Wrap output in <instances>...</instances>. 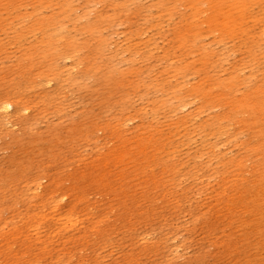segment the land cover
I'll return each mask as SVG.
<instances>
[{
  "label": "rangeland",
  "instance_id": "374dc122",
  "mask_svg": "<svg viewBox=\"0 0 264 264\" xmlns=\"http://www.w3.org/2000/svg\"><path fill=\"white\" fill-rule=\"evenodd\" d=\"M158 1L160 0H0V100H15L19 110L15 118H10L12 124L9 123L7 127L4 114L0 113V122L5 121V125L0 123V131L6 128V131L0 132V190H2L0 193H3L0 194L2 202L0 204V208H2V210L0 209L2 212H0V221H2L0 222V229L2 230H0V239L2 238L0 240L1 263L4 264L6 259L8 262H5L6 264H9L10 261L12 264L14 261L13 255L17 250L20 253L27 251L25 254L27 253L28 256L24 254L25 257L21 261L31 260L28 264H31V262L32 264H45L47 261V264H51V262H53L52 264H83L84 262H87L86 264H93V262L94 264H113L115 262V264H129L130 256L132 262L130 264H239L240 261H242L240 264H264V114L247 115L242 110H230L231 106L235 104L233 100L239 98L242 93L248 92L255 83L259 84L258 86H261L264 91V0H248L243 15L239 18L238 12L233 13L236 20L228 27L214 25L213 23L218 29L217 33H210V27L204 22L206 15L216 13L217 8L207 9V5L202 4L201 11L204 9H207V11L200 12L201 16L198 17V20L195 19L201 31L197 37L186 32V24L190 20L189 14L191 12L189 4H186L188 0H162V3ZM217 3L219 9H226L228 0H217ZM224 17L227 16L218 13L217 20L220 24ZM203 54L208 55L207 64L202 61ZM186 64H190V66H186ZM230 72L239 74L240 83H238L237 89L233 93H227L221 98L224 101L221 107L211 108L206 106L200 108L197 99L193 102L186 100L182 103L177 95L187 94L186 91L189 90L190 85L193 86L200 78L207 79L208 77H210V81H207V84H210L213 92L221 94L218 83ZM22 116L23 119L25 118L24 120ZM113 124L115 125L113 126ZM105 134L109 136H104ZM149 137L152 138V142L149 143L152 147L148 148V153L150 154L151 149L155 146L159 147V151L155 156L156 162L142 161L144 166L146 165L142 173H147L150 178H147V182L144 180L147 176H143L142 173L139 174V167L134 166L136 168H133L132 163L134 162H130V159L134 158L133 155L124 171L123 162L121 164L110 161L111 155L109 154L115 148L117 149V146L122 143L135 146V143L137 144L135 138L148 139ZM97 142L100 144H97ZM66 146L67 148H65ZM92 149L95 151L93 152ZM101 155L105 159L102 160ZM83 156L85 157L82 158ZM93 156L98 157L99 160ZM107 161L110 164L104 169L103 165ZM78 162L81 164H78ZM114 165L116 167L112 168ZM62 167L65 168L62 169ZM92 168L94 171L91 170ZM96 168H100V170ZM149 168L151 169L149 170ZM131 169L137 171L132 172ZM101 171L109 174L104 178V181H100L99 178L104 175ZM119 171L122 173L127 172V174L130 172L131 174L128 175L131 178L127 176L128 179L125 178L120 181L117 176ZM42 172L45 173L47 179L40 178ZM149 173L150 175H148ZM60 175L63 179L59 177ZM94 176L96 179L93 178ZM152 176L155 180L157 179L154 185L151 181ZM30 177L32 178L25 180ZM50 178L53 179V182H48L51 180ZM37 181L41 182L39 190L35 188ZM122 181L123 183H121ZM124 181H129L131 184ZM114 182L115 184H112ZM148 182L150 186L147 185ZM161 183L162 185H160ZM84 184L86 185L84 186ZM72 185L76 187L73 188ZM126 185H128V188H126ZM162 186L165 187L162 188ZM174 186L176 188H173ZM153 188L156 190L154 191ZM52 190H56L55 194H51ZM104 190L107 191L108 195ZM120 191L122 192L120 193ZM38 192L40 193L38 194ZM124 192L127 193V196ZM167 192H169L168 196ZM100 193L101 195H99ZM9 195L12 197H8ZM30 195L32 197H29ZM234 195L236 196L234 197ZM119 196L124 197L120 198ZM5 197L6 199H3ZM20 197L24 198L21 199ZM164 197L167 198L164 199ZM169 197H173V199ZM193 197L197 202L194 201ZM88 198L91 201L87 200ZM124 198L126 200H123ZM82 199L84 200L82 201ZM181 200L182 202H180ZM25 201L28 202V206H26ZM49 201L53 202L50 203ZM55 201H58L59 204L58 212H61V210L65 212L71 205L76 206L74 217L84 218H82L84 226H77L80 232L76 228L74 230L70 227L65 228L61 222L60 224L59 222H57L58 224L55 223V219L52 221L47 219L43 221H46L47 224H42V227H46L47 230L46 228L45 230L42 227L39 228L42 233L31 228V221L28 222L29 225L21 219L24 216H31L37 211L49 214L50 207L53 206ZM160 201H165V203ZM172 201L176 202L173 203ZM34 202L36 203L31 204ZM45 202L46 204L43 207L42 204ZM133 202L136 206H133ZM148 202L152 203L153 206ZM10 203L12 207H10ZM109 203L110 206L112 205L111 207L108 206ZM174 204L179 205L178 208ZM38 206L41 208L39 209ZM21 207H23V210H20ZM145 208H148L150 212ZM111 209L112 212L114 211L113 214L110 211ZM86 210H88V213L83 214V211ZM167 210L172 214L169 215ZM174 210L175 212H173ZM180 211L181 213H179ZM130 212L135 216H132ZM145 212L149 213L145 214ZM120 215H125V218H121ZM49 216L55 218L51 213ZM16 217H19V220ZM104 218L107 220H104ZM145 219L148 220L144 221ZM94 220L97 221L95 226V229L98 228L97 230H91L94 228L92 225ZM139 221L140 223H138ZM10 222L11 225L8 224ZM101 222L105 223L106 226ZM166 222L169 224H166ZM88 223L90 224L88 225ZM14 225H19L18 227L24 225L21 229L28 226V230L24 228L23 232L19 234L21 236L8 235V230ZM177 225L185 227H182V229ZM110 226L113 227L112 231L110 230L111 232H109ZM174 226L177 228H174ZM84 227L90 230H84ZM153 228L154 230H152ZM4 229L6 234H4ZM156 229H159V232ZM191 231L194 233H191ZM29 232L35 236H30ZM94 232L95 234H93ZM25 233L30 235L26 237ZM39 233L43 234L45 238ZM53 233L54 235L57 233V235L54 236ZM37 235L39 238H35ZM160 235L163 237L161 238ZM49 236H53L52 239ZM98 237L101 238L97 241ZM112 238L113 240H111ZM150 238L151 241H149ZM181 238L182 240L185 239L183 241L186 243L185 245L182 243ZM31 239H36L37 244L34 241L31 242ZM39 239L46 242L49 240V243L45 242L46 247L40 242L41 245H39ZM163 239L164 241L166 239V241L163 242ZM177 239L180 241L178 242ZM1 241L3 242L1 243ZM91 241L95 242L92 243ZM108 241L109 244H105ZM110 242L112 243L110 244ZM4 243L6 246H4ZM138 243L140 244L138 245ZM228 243L233 246L231 247ZM28 244H31V247ZM86 244L89 246L87 247ZM94 244L98 246L96 247ZM223 244L227 245L224 246ZM18 245L20 246L18 247ZM24 245L28 247L26 248ZM61 245L64 246L63 249ZM66 245L70 247L66 248ZM112 245L113 247H111ZM149 245L150 247L154 245L152 246L153 249L151 248L152 250ZM169 245L171 248L173 247L174 251ZM39 246L40 248H38ZM90 246L93 247L90 248ZM43 247L46 248L43 253L37 251L38 249H41L40 251L44 250ZM52 247H56L55 250L60 252L57 253ZM83 247L85 249H82ZM7 248H10V250ZM51 249L54 252H51ZM203 249L205 253H203ZM76 250L77 252H75ZM100 250L101 252H99ZM153 250H156L157 253H152ZM159 251L161 252L158 253ZM48 252L53 254L50 255ZM173 252L177 254L176 256L173 254L176 258L172 255ZM3 253L7 254L8 258L4 257ZM20 253L17 252L16 254L20 255ZM74 253H77V255ZM151 254L153 255L151 256ZM34 255L37 256V259L42 256L41 260H37ZM49 255L51 261L48 259L50 258ZM57 257L68 260L64 262L65 260L59 259V261L61 260L60 263L54 262ZM164 257L165 259H163ZM90 258L95 259V261ZM87 259L90 260L87 261ZM235 259H239V262ZM70 260L73 261L69 263Z\"/></svg>",
  "mask_w": 264,
  "mask_h": 264
},
{
  "label": "bare ground",
  "instance_id": "6f19581e",
  "mask_svg": "<svg viewBox=\"0 0 264 264\" xmlns=\"http://www.w3.org/2000/svg\"><path fill=\"white\" fill-rule=\"evenodd\" d=\"M248 0H228V3H227V8L226 9H223V8H220L219 9V5H218V3H217V0H188L187 2H186V4H189V7H190V9H191V12H190V14H189V18H190V20H189V22L186 24V26H187V28H186V32L187 33H189V34H191V35H193V36H195V37H197V36H199V34H200V29H199V27H198V23L195 21V19H197L198 20V17L199 16H201L200 15V12H202V13H204V12H206L207 11V9H210V8H217V12L216 13H210V14H208V15H206V18H205V20H204V22H205V24H207V26H209L210 27V29H209V32L210 33H217V31H218V29H217V27L216 26H214V25H222L223 27H228V26H230L231 25V23H234L235 22V17H234V15H233V13H236V12H238L237 13V15H238V17L240 18L242 15H243V12H244V9L246 8V2H247ZM159 3H162V0H160V1H158ZM202 4H206L207 5V9H204V10H202L201 11V5ZM201 8V9H200ZM218 13H221V14H224V15H226L227 17H224L223 18V20H222V22H221V24L218 22V20H217V15H218ZM213 23H214V25H213ZM224 30H226V28H224ZM222 39H224V38H222ZM202 61H203V63L205 64H207L208 63V55L207 54H203L202 55ZM191 64V63H190ZM190 64H186V66H190ZM10 78H11V76H10ZM207 81H210V77H208L207 79H204V78H200L199 80H198V82H195V84L193 85V86H191L190 85V87H189V90H187L186 92H187V94L186 93H181V94H177L178 95V97H179V99L181 100V102L183 103V102H185L186 100L188 101H191V102H193L195 99H197L198 101H199V103H200V108H203V107H206V106H208V107H211V108H218V107H221V105H222V103L224 102L221 98L224 96V95H226L227 93H233V91L234 90H236L237 89V86H238V83H240V76H239V74H232L231 72L225 77V78H223V79H221L220 81H219V83H218V87H219V89L221 90V94L219 93V94H215L214 92H213V88L212 87H210V84H207ZM14 82H16V81H14ZM42 83V82H41ZM43 84V83H42ZM259 84H257V83H255L254 85H253V87L250 89V90H248V92H245V93H242L241 95H240V97L239 98H235L233 101H235V104L234 105H232L231 106V111H235V110H242L243 112H245L247 115H260L259 113H262V114H264V91H263V89L261 88V86H258ZM24 86V85H23ZM28 86H30V85H28ZM27 86V87H28ZM38 86V85H37ZM44 86V85H43ZM47 87V86H46ZM45 87V88H46ZM15 88V87H14ZM33 88H35V87H33ZM29 89V88H28ZM32 89V88H31ZM11 92H13V91H11ZM11 92H10V94H11ZM220 92V91H219ZM23 94V93H22ZM57 94V93H56ZM7 96V95H6ZM2 97V96H1ZM5 97V96H4ZM14 97V96H13ZM12 97V98H13ZM5 98H8V97H5ZM23 98V97H22ZM19 99H20V97H19ZM22 100V99H21ZM28 100V99H27ZM23 101V100H22ZM36 101H37V99H36ZM40 101V100H39ZM205 102V103H204ZM28 103V102H27ZM42 103V102H41ZM33 104V103H32ZM43 105V104H42ZM19 107H21V106H19ZM38 108H40V107H38ZM20 109V108H19ZM26 109V108H25ZM27 111V110H26ZM18 112H19V110H18V106H17V103L15 102V100L13 101L12 99L11 100H9V99H4V100H0V113H3L4 114V118H5V120H6V123H7V125H6V127L8 126V124L9 123H11L12 124V121H11V117H14L15 118V116L18 114ZM21 112V111H20ZM24 112V111H23ZM22 113V112H21ZM24 114V113H23ZM40 114H42V113H40ZM26 115V114H25ZM24 115V116H25ZM1 116V115H0ZM1 118V117H0ZM11 118V119H10ZM13 118V119H14ZM21 119V118H20ZM22 119H23V116H22ZM25 119V118H24ZM23 119V120H24ZM35 119V118H34ZM18 120V119H17ZM1 121V120H0ZM19 121V120H18ZM32 121V120H31ZM33 121H35V120H33ZM3 122V121H2ZM29 122V121H28ZM1 123V122H0ZM4 123V125H5V121L3 122ZM3 123H1V124H3ZM30 123V122H29ZM33 123V122H32ZM35 123V122H34ZM15 124V123H14ZM3 125V126H4ZM27 125V124H26ZM106 125V124H105ZM115 124H113V126H114ZM121 125V124H120ZM28 126V125H27ZM31 126V125H30ZM96 126V125H95ZM100 126V125H99ZM10 128H11V126H9ZM25 127V126H24ZM97 127V126H96ZM119 127V126H118ZM28 128V127H27ZM79 128V127H78ZM102 128V127H101ZM107 128V127H106ZM1 129V128H0ZM6 129V128H5ZM5 129H3V130H5ZM81 129V128H80ZM3 130H1V131H3ZM9 130V129H8ZM0 131V132H1ZM6 131V130H5ZM27 131V130H26ZM96 131V130H95ZM99 131V130H98ZM103 131V130H102ZM112 131V130H111ZM74 133V132H73ZM76 133V132H75ZM78 133V132H77ZM5 134V133H4ZM3 134V135H4ZM8 134V133H7ZM6 134V135H7ZM81 134V133H80ZM83 134V133H82ZM92 134V133H91ZM111 134V133H110ZM2 135V134H1ZM79 135V134H78ZM98 135V134H97ZM107 134H105L104 136H106ZM119 135V134H118ZM84 136V135H83ZM107 136H109V135H107ZM165 136V135H164ZM93 137V136H92ZM99 138V137H98ZM70 139V138H69ZM83 139V138H82ZM94 139V138H93ZM97 139V138H96ZM81 140V139H80ZM98 140V139H97ZM96 140V141H97ZM134 140V139H133ZM135 140L137 141V144L135 143V146H128L127 145V143H122L120 146H117L118 148L116 149H114V151L112 152V151H110V152H112L111 154H109V155H111V158H110V161L111 162H113V163H121L122 164V162L124 163V166H122L123 167V171H124V169H125V167H126V165L128 164V162H129V159L131 158V156L133 155V159H130V162H134V163H132L133 164V168H134V166H138L139 168L138 169H140L138 172H139V174L140 173H142L143 171H144V168H145V166H144V164H143V160H146V161H148V163L150 162H156V158H155V156H156V153L159 151V147H157V146H155L154 148H152L151 149V153L149 154L148 153V148L149 147H152V145L151 144H149L150 142H152V138L151 137H149L148 139H146V138H138V139H136L135 138ZM134 140V141H135ZM77 141H79V140H77ZM84 141H85V139H84ZM89 141V140H88ZM92 141V140H91ZM238 141V140H237ZM127 142V141H126ZM82 143V142H81ZM99 142H97V144H98ZM111 143V142H110ZM100 144V143H99ZM104 144H105V142H104ZM103 144V145H104ZM65 145V144H64ZM111 147V146H110ZM65 148H67V146L65 147ZM70 148H71V146H70ZM69 148V149H70ZM75 148H76V146H75ZM83 148V147H82ZM109 148V147H108ZM113 148V147H112ZM111 148V149H112ZM73 149V148H72ZM72 149H71V151H72ZM97 149V148H96ZM106 149H107V147H106ZM110 149V148H109ZM53 150V149H52ZM66 150V149H65ZM84 150V149H83ZM93 150V149H92ZM67 151V150H66ZM70 151V152H71ZM81 151V150H80ZM95 150H93V152H94ZM102 151V150H101ZM100 151V152H101ZM108 151V150H107ZM52 153H53V151H52ZM87 153V152H86ZM42 154V153H41ZM77 154V153H76ZM79 154V153H78ZM85 154V153H84ZM88 154V153H87ZM101 154V153H100ZM103 154V153H102ZM107 154V153H106ZM196 154V153H195ZM53 155H55V154H53ZM52 155V156H53ZM104 155V154H103ZM88 156V155H87ZM58 157V156H57ZM85 156H83L82 158H84ZM90 157V156H89ZM94 157V156H93ZM31 158H32V156H31ZM79 158V157H78ZM95 159H97L98 157H94ZM101 158H102V155H101ZM104 158V157H103ZM103 158H102V160H103ZM108 158V159H109ZM33 159V158H32ZM31 159V160H32ZM80 159V158H79ZM105 159V158H104ZM128 161H127V160ZM54 160V159H53ZM62 160V159H61ZM81 160H84V159H81ZM97 160H99V159H97ZM163 160V159H162ZM44 161H46V160H44ZM56 161H58V160H56ZM79 161V160H78ZM91 161V160H90ZM90 161H88V162H90ZM62 162V161H61ZM73 162V161H72ZM87 162V160L85 161V163ZM161 162V161H160ZM31 163V162H30ZM49 163V162H48ZM64 163H65V161H64ZM147 163V164H148ZM41 164V163H40ZM51 164V163H50ZM66 164H68V163H66ZM78 164H81L80 162H78ZM93 164V163H92ZM91 164V165H92ZM95 164V163H94ZM93 164V165H94ZM98 164H99V162H98ZM110 163L107 161V162H105V164L103 165L104 166V169H106L107 167H108V165H109ZM131 164V165H132ZM160 164V163H159ZM47 165V164H46ZM76 165H77V163H76ZM89 165V164H88ZM117 165V164H116ZM129 165V164H128ZM233 165V164H232ZM37 166V165H36ZM71 166V165H70ZM86 166V165H85ZM17 167V166H16ZM38 167V166H37ZM41 167V166H40ZM47 167H48V165H47ZM46 167V168H47ZM57 167V166H56ZM66 167V166H65ZM65 167H62V169L63 168H65ZM82 167H83V165H82ZM95 167V166H94ZM97 167V166H96ZM102 167V166H101ZM111 167V166H110ZM116 166L114 165V167H112V168H115ZM35 168V167H34ZM42 168V167H41ZM67 168V167H66ZM71 168H73V167H71ZM78 168V167H77ZM120 168H121V166H120ZM136 168V167H135ZM134 168V169H135ZM1 169V168H0ZM22 169V168H21ZM86 169V168H85ZM96 169H99L100 170V168H96ZM130 169V168H129ZM134 169H131L132 170V172L134 171ZM151 168H149V170H150ZM3 170V169H2ZM1 170V171H2ZM36 170H37V168H36ZM44 171H45V169H43ZM42 170V171H43ZM56 170V169H55ZM64 170H66V169H64ZM80 170V169H79ZM91 170H93V168L91 169ZM108 170V169H107ZM128 170V169H127ZM130 170V171H131ZM160 170V169H159ZM171 170V169H170ZM73 171V170H72ZM82 171V170H81ZM83 171H85L84 169H83ZM88 171V170H87ZM94 171V170H93ZM104 171V170H103ZM137 171V170H136ZM136 171H134V172H136ZM147 171V170H146ZM157 171V170H156ZM19 172V171H18ZM49 172V171H48ZM52 172V171H51ZM59 172V171H58ZM74 172V171H73ZM72 172V173H73ZM86 172V171H85ZM88 172H90V171H88ZM109 172H110V170H109ZM120 172V171H119ZM118 172V174H117V176H118V179L121 181V180H124L125 178L126 179H128L127 178V176H129L128 174H131L130 172L127 174V172L126 173H122V172H120L119 173ZM148 172V171H147ZM153 172V171H152ZM151 172V173H152ZM157 172H160V171H157ZM161 172H162V169H161ZM25 173V172H24ZM41 173V172H40ZM43 173V172H42ZM53 173V172H52ZM54 173H55V171H54ZM63 173V172H62ZM69 173V172H68ZM71 173V172H70ZM81 173V172H80ZM79 173V174H80ZM97 173H98V171H97ZM101 173H104V175L102 176V177H99V176H101V175H99L98 177L100 178V181H104L105 179V177H107V174H105V172H102L101 171ZM167 173V172H166ZM5 174V173H4ZM22 174V173H21ZM35 174V173H34ZM67 174V173H66ZM78 174V175H79ZM93 174V173H92ZM114 174V173H113ZM134 174V173H133ZM143 174V173H142ZM156 174V173H155ZM159 174V173H158ZM157 174V175H158ZM18 175V174H17ZM19 175H20V172H19ZM27 175V174H26ZM31 175H33V174H31ZM30 175V176H31ZM38 176H39V173L37 174ZM36 175V176H37ZM63 175V174H62ZM70 175H72V174H70ZM81 175H82V173H81ZM94 175H96L95 173H94ZM98 175V174H97ZM109 175V174H108ZM138 175V174H137ZM148 175H150V173L148 174ZM172 175V174H171ZM197 175V174H196ZM1 176V175H0ZM5 176H7V175H5ZM4 176V177H5ZM22 176V175H21ZM20 176V177H21ZM56 176V175H55ZM58 176V175H57ZM83 176V175H82ZM114 176H115V174H114ZM134 176V175H133ZM132 176V177H133ZM136 176V175H135ZM143 176H147V173H145V174H143ZM176 176V175H175ZM11 177V176H10ZM15 177V176H14ZM20 177H18V178H20ZM25 177V176H24ZM59 177H61V175L59 176ZM89 177V176H88ZM109 177H111V176H109ZM137 177H139V176H137ZM154 177H155V175H154ZM218 177V176H217ZM236 177V176H235ZM1 178V177H0ZM13 178V177H12ZM32 177H30V178H27V179H25V180H28V179H31ZM39 178V177H38ZM40 178L41 179H47L46 178V175H45V173H43L41 176H40ZM53 178V177H52ZM52 178H50L51 180H49L48 182H50V181H52L53 179ZM62 178V177H61ZM71 178V177H70ZM76 178V177H75ZM90 178V177H89ZM93 178H95L96 179V177L94 176ZM92 178V179H93ZM116 178V177H115ZM129 178H131V176H129ZM147 178H149L148 176L147 177H145V181L147 182ZM160 178V177H159ZM158 178V179H159ZM161 178H162V176H161ZM160 178V179H161ZM11 179V178H10ZM17 179V178H16ZM35 179H37V178H35ZM63 179V178H62ZM72 180H73V178H71ZM134 179V178H133ZM141 179V178H140ZM150 179V178H149ZM228 179V178H227ZM238 179H240V178H238ZM18 180V179H17ZM65 180V179H64ZM107 180V179H106ZM132 180V179H131ZM143 180V179H142ZM157 180V179H156ZM156 180L153 178V176L151 177V181L153 182V185L154 184H156ZM211 180V179H210ZM39 181V180H38ZM37 181V182H38ZM40 181H42V180H40ZM62 181V180H61ZM93 181V180H92ZM176 181V180H175ZM11 182V181H10ZM9 182V183H10ZM44 182H45V180H44ZM47 182V183H48ZM53 182V181H52ZM58 182V181H57ZM63 182V181H62ZM71 182V181H70ZM80 182H82V181H80ZM79 182V183H80ZM94 182V181H93ZM124 182H126V181H124ZM134 182V181H133ZM138 182V181H137ZM142 182V181H141ZM152 182H150V183H152ZM160 182V181H159ZM169 182V181H168ZM168 182H166L167 184H168ZM26 183V182H25ZM28 183V182H27ZM34 183H36L35 181H34ZM41 183V182H40ZM39 182L36 184V187L35 188H37L38 190L41 188V184H40ZM61 183V182H60ZM77 183V182H76ZM75 183V184H76ZM109 183H110V181H109ZM121 183H123V181L121 182ZM127 184L129 183V184H131L129 181L128 182H126ZM135 183V182H134ZM145 183V182H144ZM174 183V182H173ZM177 183V182H176ZM7 184H8V182H7ZM11 184V183H10ZM29 184V183H28ZM28 184H27V187H28ZM43 184V183H42ZM64 184H65V182H64ZM95 184H96V182H95ZM100 184V183H99ZM105 184H106V182H105ZM112 184H115V182L114 183H112ZM118 184V183H117ZM116 184V185H117ZM119 184H120V182H119ZM143 184V183H142ZM147 184V183H146ZM158 185H159V183H157ZM170 184V183H169ZM212 184V183H211ZM210 184V185H211ZM12 185V184H11ZM10 185V186H11ZM13 185H15V184H13ZM26 185V184H25ZM24 185V186H25ZM31 185H33V184H31ZM55 185V184H54ZM80 185H82V184H80ZM86 184H84V186H85ZM89 185V184H88ZM87 185V186H88ZM111 185V184H110ZM109 185V186H110ZM125 185V184H124ZM144 185V184H143ZM147 185H149V182H148V184ZM152 185V184H151ZM160 185H162V183L160 184ZM163 185H164V183H163ZM174 185V184H173ZM209 185V184H208ZM9 186V187H10ZM16 186V185H15ZM23 186V185H22ZM30 186V185H29ZM65 186V185H64ZM68 186V185H67ZM71 186V185H70ZM98 186V185H97ZM101 186V185H100ZM99 186V187H100ZM118 186V185H117ZM121 186V185H120ZM119 186V187H120ZM150 186V185H149ZM157 186V185H156ZM8 187V188H9ZM26 187V189L28 190V188ZM72 187H73V185H72ZM72 187H71V189H72ZM76 187V186H75ZM75 187H73V188H75ZM81 187V186H80ZM79 187V188H80ZM95 187H96V185H95ZM95 187H93V188H95ZM105 187V186H104ZM111 187V186H110ZM113 187H115V186H113ZM144 187V186H143ZM163 187H165V186H162V188ZM7 188V189H8ZM58 188V187H57ZM67 188V187H66ZM89 188H90V186H89ZM89 188H87V189H89ZM98 188V187H97ZM96 188V189H97ZM100 188H102V187H100ZM106 188V187H105ZM104 188V189H105ZM108 188V187H107ZM124 188V187H123ZM126 188H128V185H126ZM125 188V189H126ZM141 188V187H140ZM147 188V187H146ZM146 188H143V189H146ZM158 188V187H157ZM168 188V187H167ZM173 188H176V186H174ZM4 189V188H3ZM10 189H11V187H10ZM13 189V188H12ZM17 189V188H16ZM47 189V188H46ZM83 189V188H82ZM86 189V188H85ZM112 189H114V188H112ZM154 189V188H153ZM37 190V191H38ZM51 190V189H50ZM59 190V189H58ZM67 190V189H66ZM75 190V189H74ZM100 190V189H99ZM106 190H108V189H106ZM116 190V189H115ZM120 190V189H119ZM118 190V191H119ZM141 190V189H140ZM139 190V191H140ZM150 190H151V188H150ZM150 190H148V191H150ZM156 189H154V191H155ZM158 190V189H157ZM185 190V189H184ZM192 190V189H191ZM226 190V189H225ZM0 191H2V190H0ZM6 191V190H5ZM5 191H3V192H5ZM24 191V190H23ZM36 191V192H37ZM56 190H52V192L51 191H49V192H51V194H55L54 192H55ZM94 191H97V190H94ZM105 191V190H104ZM126 191H128V190H126ZM136 191V190H135ZM139 191H138V193H139ZM144 191V190H143ZM165 191V190H164ZM167 191V190H166ZM165 191V192H166ZM14 192V191H13ZM27 192V191H26ZM32 192V191H31ZM31 192H29V193H31ZM48 192V193H49ZM69 192V191H68ZM85 192V191H84ZM122 191H120V193H121ZM132 192V191H131ZM134 192V191H133ZM137 192V191H136ZM146 192V191H145ZM170 192V191H169ZM169 192H167V196H168V194H169ZM181 192V191H180ZM185 192V191H184ZM193 192H194V190H193ZM197 192V191H196ZM218 192V191H217ZM10 193H12V192H10ZM14 193H16V192H14ZM14 193H12V194H14ZM32 193H35V192H32ZM40 192H38V194H39ZM59 193V192H58ZM79 193H81V192H79ZM87 193V192H86ZM90 193V192H89ZM88 193V194H89ZM98 193V192H97ZM105 193L107 194V191H105ZM130 193V192H129ZM162 193V192H161ZM171 193V192H170ZM195 193V192H194ZM216 193V192H215ZM220 193V192H219ZM225 193V192H224ZM0 194H3V193H0ZM9 194V193H8ZM17 194V193H16ZM15 194V195H16ZM35 194H37V193H35ZM44 194V193H43ZM50 194V195H51ZM112 194V193H111ZM119 194V193H118ZM117 194V195H118ZM124 194L127 196V193H125L124 192ZM133 194H135V193H133ZM139 194H141V193H139ZM144 194V193H143ZM153 194V193H152ZM176 194H178L177 192H176ZM185 194V193H184ZM221 194V193H220ZM45 195V194H44ZM76 195H77V193H76ZM91 195V194H90ZM99 195H101V193L99 194ZM98 195V196H99ZM103 195H105L104 193H103ZM102 195V196H103ZM108 195V194H107ZM110 195V194H109ZM116 195V196H117ZM142 195V194H141ZM161 195H163V194H161ZM173 195V194H172ZM193 195V194H192ZM199 195V194H198ZM210 195V194H209ZM215 195V194H214ZM237 195H238V193H237ZM14 196V195H13ZM39 196V195H38ZM70 196V195H69ZM86 196V195H85ZM85 196H83L84 198H85ZM138 196V195H137ZM149 196H151V195H149ZM153 196V195H152ZM158 196V195H157ZM171 196V195H170ZM182 196V195H181ZM187 196V195H186ZM195 196H197L196 194H195ZM194 196V197H195ZM236 195H234V197H235ZM8 197H10V195L8 196ZM12 197V196H11ZM10 197V198H11ZM29 197H32L31 195L29 196ZM41 197V196H40ZM39 197V198H40ZM48 197H49V195H48ZM50 197H52V196H50ZM63 197V196H62ZM62 197H60V198H62ZM73 197V196H72ZM80 197V196H79ZM95 197V196H94ZM107 197V196H106ZM114 197V196H113ZM120 197V196H119ZM118 197V198H119ZM121 197H124V196H121ZM120 197V198H121ZM130 197H131V194H130ZM130 197H129V199H130ZM133 197V196H132ZM134 197H136V196H134ZM139 197H140V195H139ZM142 197V196H141ZM153 197H155V196H153ZM184 197V196H183ZM193 197V198H194ZM197 197H199V196H197ZM205 197V196H204ZM209 197V196H208ZM224 197H226V196H224ZM238 197V196H237ZM10 198H8L9 200H10ZM21 199H23L24 197H20ZM35 198V197H34ZM78 198V197H77ZM77 198H74V199H77ZM108 198V197H107ZM109 198H111V197H109ZM161 198H163V197H161ZM167 197H164V199H166ZM170 198V197H169ZM177 198V197H176ZM176 198H174V199H176ZM179 198H180V196H179ZM193 198H191V199H193ZM196 198V197H195ZM194 198V199H195ZM212 198H214V197H212ZM218 198V197H217ZM1 199V198H0ZM3 199H6V197L5 198H3ZM2 199V200H3ZM7 199V200H8ZM14 199V198H13ZM36 199V198H35ZM54 199V198H53ZM64 199V198H63ZM133 199V198H132ZM135 199H137V198H135ZM142 199V198H141ZM144 199V198H143ZM147 199V198H146ZM157 199H159V198H157ZM170 199H173V197L172 198H170ZM170 199H169V201H170ZM184 199H185V197H184ZM8 200V201H9ZM15 200V199H14ZM28 201H29V199H27ZM31 200V199H30ZM34 200V199H33ZM59 200V199H58ZM84 199H82V201H83ZM87 200H90V198H88ZM102 200V199H101ZM119 200V199H118ZM117 200V201H118ZM123 200H126V198H124ZM140 200V199H139ZM148 200V199H147ZM147 200H145V201H147ZM163 200V199H162ZM187 200V199H186ZM185 200V201H186ZM190 200V199H189ZM207 200H209V199H207ZM214 200V199H213ZM42 201V200H41ZM47 201V200H46ZM63 201V200H62ZM91 201V200H90ZM93 201V200H92ZM95 201H96V199H95ZM103 201V200H102ZM109 201H111V200H109ZM116 201V200H115ZM131 201H133V200H131ZM143 202H144V200H142ZM141 201V202H142ZM194 201H196V199L194 200ZM232 201H234V200H232ZM0 202H1V200H0ZM4 202V201H3ZM12 202V201H11ZM14 202V201H13ZM15 202H16V200H15ZM50 202V201H49ZM51 202H53V201H51ZM50 202V203H51ZM74 202V201H73ZM77 202V201H76ZM89 202V201H88ZM124 202V201H123ZM156 202V201H155ZM161 203H165V201H160ZM173 202V201H172ZM176 202V201H175ZM175 202H173V203H175ZM180 202H182V200L180 201ZM197 202V201H196ZM218 202V201H217ZM25 203H26V201H25ZM28 203V202H27ZM27 203H26V206H28L27 205ZM36 202H34V203H31V204H35ZM38 203V202H37ZM92 203V202H91ZM111 203V202H110ZM110 203H109V205L108 206H110ZM117 203V202H116ZM121 203V202H120ZM125 203H126V201H125ZM139 203V202H138ZM149 203V202H148ZM166 203H167V200H166ZM170 203H171V201H170ZM210 203V202H209ZM209 203H207V204H209ZM0 204H2V202L0 203ZM15 204V203H14ZM45 204H46V202L45 203H43L42 205H43V207L45 206ZM48 204V203H47ZM85 204H87V203H85ZM133 206H136L135 205V203L133 202ZM150 204V203H149ZM149 204H147V205H149ZM152 204V203H151ZM150 204V205H151ZM154 204V203H153ZM160 204V203H159ZM184 204V203H183ZM214 204H216V203H214ZM223 204H225V203H223ZM223 204H222V206H223ZM9 205H11V203L9 204ZM20 205H22L21 203H20ZM23 205H24V203H23ZM40 205V204H39ZM41 205V206H42ZM52 205V204H51ZM61 205V204H60ZM68 205V204H67ZM78 205V204H77ZM84 205V204H83ZM83 205H81V206H83ZM128 205V204H127ZM142 205V204H141ZM156 205H158V204H156ZM166 205V204H165ZM165 205H161V206H165ZM177 208H178V206H177V204H174ZM174 205H172V206H174ZM227 205V204H226ZM3 206V205H2ZM14 207H15V205H13ZM18 206V205H17ZM29 206H30V204H29ZM47 206H49V205H47ZM46 206V207H47ZM65 206V205H64ZM80 206V207H81ZM87 206V205H86ZM89 206V205H88ZM91 206V205H90ZM112 206V205H111ZM110 206V207H111ZM125 206V205H124ZM131 206V205H130ZM132 206V207H133ZM151 206H153V205H151ZM160 206V205H159ZM182 206V205H181ZM198 206V205H197ZM220 206V205H219ZM241 206H243V205H241ZM5 207V206H4ZM10 207H12V205L10 206ZM24 207V206H23ZM23 207H21L22 209H20V210H23ZM33 207V206H32ZM39 207V206H38ZM45 207V208H46ZM58 207H59V204H58V201L56 202L55 201V203L53 204V206L52 207H50V212H49V214L51 213V215L53 214L54 216H55V218L53 217V216H49V214L48 213H43L42 211H37V212H35V213H33L31 216H24V217H26V218H24V217H20L21 219H23L25 222H26V224L29 222V221H31V225H30V223H28L30 226H32L31 228H33L35 231L36 230H39V228L40 227H42V224H44L45 222H43L44 220H47V219H50L51 221L52 220H54L55 219V223H57V222H59V224H60V222L64 225V227L65 228H68V227H70L71 229L73 228V230L76 228V230H78L77 229V226H80V225H82V226H84L83 224H84V218L82 219L81 217H74L75 216V214H74V212H75V205H71L65 212H62V210H61V212H58L57 210H58ZM79 207V206H78ZM110 207H109V209H110ZM121 207H122V205H121ZM120 207V208H121ZM142 207V206H141ZM147 207V206H146ZM214 207V206H213ZM218 207V206H217ZM224 207V206H223ZM7 208H9V207H7ZM41 207H39V209H40ZM83 208V207H82ZM86 208V207H85ZM108 208V207H107ZM114 208V207H113ZM117 208V207H116ZM143 208V207H142ZM153 208V207H152ZM156 208V207H155ZM159 208V207H158ZM161 209H162V207H160ZM170 208V207H169ZM176 208V209H177ZM180 208V207H179ZM183 209H184V207H182ZM208 208V207H207ZM220 208V207H219ZM218 208V209H219ZM230 208V207H229ZM1 210H2V208H0ZM4 209V208H3ZM5 209H6V207H5ZM16 209H17V207H16ZM25 209V208H24ZM27 209V208H26ZM60 209V208H59ZM65 209V208H64ZM79 209V208H78ZM91 209V208H90ZM90 209H88V210H90ZM119 209V208H118ZM117 209V210H118ZM123 209V208H122ZM133 209V208H132ZM141 209V208H140ZM145 209H148V208H145ZM161 209H156V210H158V211H160ZM181 209V208H180ZM217 209V208H216ZM226 209H227V207H226ZM225 209V210H226ZM243 209V208H242ZM14 210V209H13ZM19 210V211H20ZM28 210H30V209H28ZM33 210H34V208H33ZM42 210V209H41ZM88 210H86L85 212L83 211V214H86V213H88ZM124 210H126V209H124ZM149 210V209H148ZM147 210V211H148ZM152 210V209H151ZM186 210H188V209H186ZM220 210H222V209H220ZM240 210V209H239ZM247 210V209H246ZM245 210V211H246ZM9 211V210H8ZM25 211V210H24ZM24 211H22V212H24ZM27 211V210H26ZM31 211V210H30ZM47 211V210H46ZM81 211V210H80ZM92 211V210H91ZM94 211V210H93ZM106 211H109V210H106ZM111 211V213L113 214V212H112V209L110 210ZM109 211V212H110ZM128 211V210H127ZM137 211V210H136ZM142 211V210H141ZM154 211V210H153ZM168 211V210H167ZM166 211V212H167ZM177 211H179V210H177ZM1 212V211H0ZM11 212H13L12 210H11ZM16 212H17V210H16ZM21 212V213H22ZM105 212V211H104ZM120 212H122L121 210H120ZM139 213H140V211H138ZM137 212V213H138ZM143 212V211H142ZM149 212H150V210H149ZM149 212H145V214L146 213H149ZM155 212V211H154ZM171 212V211H170ZM173 212H175V210L173 211ZM2 213V212H1ZM15 213V212H14ZM20 213V214H21ZM27 213V212H26ZM32 213V212H31ZM94 213V212H93ZM105 213H107V212H105ZM119 213V212H118ZM138 213V214H139ZM157 213V212H156ZM168 213H169V211H168ZM179 213H181V211L179 212ZM202 213V212H201ZM12 214V213H11ZM17 214H18V212H17ZM28 214V213H27ZM26 214V215H27ZM78 214H79V212H78ZM82 214V215H83ZM90 214H91V212H90ZM89 214V215H90ZM95 214H96V212H95ZM95 214L93 215V217L95 216ZM115 214V213H114ZM130 214L132 215V213L130 212ZM144 214V213H143ZM151 214V213H150ZM163 214V213H162ZM170 214H172V213H169V215ZM174 214V213H173ZM177 214V213H176ZM183 214V213H182ZM98 215V214H97ZM99 215H100V213H99ZM102 215V214H101ZM105 215H108V214H105ZM104 215V216H105ZM126 215V214H125ZM125 215H122V216H124V217H122L121 215V218H125ZM129 215V214H128ZM149 215V214H148ZM157 215V214H156ZM167 215V214H166ZM191 215V214H190ZM1 216V215H0ZM4 216V215H3ZM3 216H2V218H3ZM13 216H15V214H13ZM12 216V217H13ZM21 216V215H20ZM49 216V217H48ZM87 216V215H86ZM85 216V217H86ZM91 216V215H90ZM89 216V217H90ZM109 216V215H108ZM119 216V217H120ZM132 216H135V215H132ZM145 216V215H144ZM152 216H155V215H152ZM151 216V217H152ZM174 216H177V215H174ZM173 216V217H174ZM7 217V216H6ZM53 217V218H52ZM88 217V216H87ZM103 217V216H102ZM102 217H100V218H102ZM107 217V216H106ZM136 217H138V216H136ZM146 217H147V215H146ZM151 217H150V219H151ZM159 218H160V216H158ZM163 217V216H162ZM194 217H195V214H194ZM193 217V218H194ZM17 218V220H19L18 218L19 217H16ZM99 218V219H100ZM110 218V217H109ZM117 218V217H116ZM127 218H128V216H127ZM139 218H140V216H139ZM138 218V219H139ZM145 218V217H144ZM166 218H167V216H166ZM196 218V217H195ZM0 219H1V217H0ZM20 219V220H21ZM88 219V218H87ZM96 219V218H95ZM103 219V218H102ZM148 219H149V217H148ZM148 219H145L144 221H146V220H148ZM155 219H156V217H155ZM171 220H172V218H170ZM174 219V218H173ZM197 219V218H196ZM3 220V219H2ZM10 220H11V218H10ZM16 220V221H17ZM104 220H107L106 218H104ZM113 220V219H112ZM118 220V219H117ZM116 220V221H117ZM121 220V219H120ZM124 220V219H123ZM134 220H136V219H134ZM142 220H143V218H142ZM164 220V219H163ZM175 220V219H174ZM173 220V221H174ZM191 220H192V218H191ZM23 221V223H25ZM88 221H90V220H88ZM88 221H86V222H88ZM101 221V220H100ZM99 221V222H100ZM140 221H141V218H140ZM140 221L138 222V223H140ZM161 221V220H160ZM168 221V220H167ZM175 221H177V220H175ZM195 221V220H194ZM0 222H2V221H0ZM97 222V221H96ZM96 222H95V220H94V224H92L93 225V229H91V230H97V229H95V226H96ZM106 222V221H105ZM113 222H115V221H113ZM151 222V221H150ZM165 222V221H164ZM192 222V221H191ZM195 222H197V221H195ZM17 223V222H16ZM15 223V224H16ZM21 223H22V220H21ZM49 223H52V222H49ZM54 223V222H53ZM83 223V224H82ZM101 223H103V222H101ZM100 223V224H101ZM110 223V222H109ZM119 223V222H118ZM129 223V222H128ZM137 223V224H138ZM162 223V222H161ZM168 222H166V224H167ZM172 223V222H171ZM175 223V222H174ZM177 223V222H176ZM7 224V223H6ZM8 224H10L11 225V222L10 223H8ZM45 224H47V223H45ZM44 224V225H45ZM58 224V223H57ZM90 223H88V225H89ZM103 224H105V223H103ZM108 224V223H107ZM133 224V223H132ZM135 224V223H134ZM159 224V223H158ZM165 224V223H164ZM169 224V223H168ZM51 225V224H50ZM129 225V224H128ZM136 225V224H135ZM144 225V224H143ZM142 225V226H143ZM146 225V224H145ZM159 225H161V224H159ZM195 225V224H194ZM4 226V225H3ZM19 226V225H18ZM18 226H16V225H14V226H9V227H11L8 231V235H11V236H15L16 237V235H19V234H21L23 231V229L24 228H26V227H24L23 229H21V227H23V226H21V227H18ZM26 226V225H25ZM48 226V225H47ZM53 226V225H52ZM61 226V225H60ZM105 226H106V224H105ZM112 226H113V224H112ZM132 226V225H131ZM171 226V225H170ZM178 227H179V225H177ZM196 226V225H195ZM56 227V226H55ZM81 227V226H80ZM100 227H101V225H100ZM104 227V226H103ZM111 227V226H110ZM118 227V226H117ZM141 227V226H140ZM149 227V226H148ZM173 227V226H172ZM181 227V226H180ZM179 227V228H180ZM182 227H185V226H182ZM181 227V228H182ZM2 228V227H1ZM6 228V227H5ZM27 228H28V226H27ZM26 228V229H27ZM30 228V229H31ZM42 228H44V227H42ZM46 228V227H45ZM45 228H44V230H45ZM52 228H54V227H52ZM59 228V227H58ZM61 228H63L62 226H61ZM69 228V229H70ZM79 228V227H78ZM91 228V227H90ZM113 227H111L110 229H109V232H111ZM116 228V227H115ZM130 228V227H129ZM128 228V229H129ZM133 228V227H132ZM143 228V227H142ZM147 228V227H146ZM150 228V227H149ZM158 228V227H157ZM160 228H161V226H160ZM159 228V229H160ZM163 228V227H162ZM170 228V227H169ZM174 228H177L176 226H174ZM173 228V229H174ZM178 228V229H179ZM193 228H195V227H193ZM3 229V228H2ZM7 229V228H6ZM25 229V230H26ZM64 229V228H63ZM71 229H70V232H71ZM80 229V228H79ZM84 230L86 229H88V228H83ZM107 229V230H108ZM134 229V228H133ZM139 229V228H138ZM148 229V228H147ZM159 229L157 230L158 232H159ZM183 229V228H182ZM1 230V229H0ZM28 230V229H27ZM43 230V229H42ZM46 230H47V228H46ZM51 230H53V229H51ZM57 230H59V229H57ZM56 230V231H57ZM75 230V231H76ZM81 230V229H80ZM90 229H88V231H89ZM100 230V229H99ZM107 230H105V231H107ZM111 230V231H110ZM123 230V229H122ZM121 230V231H122ZM126 230V229H125ZM152 230H154V228L152 229ZM164 230H166V228H164ZM172 230V229H171ZM175 230V229H174ZM195 230V229H194ZM2 231V230H1ZM4 232H5V229L3 230ZM7 231V230H6ZM32 231V230H31ZM34 231V232H35ZM39 231H41V230H39ZM38 231V232H39ZM68 231V230H67ZM83 231V230H82ZM104 231V230H103ZM116 231V230H115ZM118 231V230H117ZM120 231V230H119ZM124 231V230H123ZM148 231V230H147ZM156 231V232H157ZM168 231H170V230H168ZM3 232V233H4ZM42 232V231H41ZM48 232H49V230H48ZM55 232V231H54ZM64 232H65V230H64ZM74 232V231H73ZM78 232H80L79 230H78ZM92 232V231H91ZM98 232H100V231H98ZM127 232V231H126ZM129 232V231H128ZM133 232V231H132ZM154 232V231H153ZM152 232V233H153ZM156 232H154V233H156ZM157 232V233H158ZM165 231H163V233H164ZM173 232V231H172ZM30 233V232H29ZM28 233V235H30V236H32L33 234L32 233H30L29 234ZM43 233V232H42ZM46 233V232H45ZM44 233V234H45ZM58 233V232H57ZM57 233L55 234V235H57ZM60 233V232H59ZM58 233V234H59ZM63 233V232H62ZM65 233H67V232H65ZM64 233V234H65ZM75 233H77V232H75ZM104 233V232H103ZM114 233V232H113ZM116 233V232H115ZM114 233V234H115ZM120 233V232H119ZM135 233H137V232H135ZM160 233H161V231H160ZM159 233V234H160ZM170 233V232H169ZM174 233H176V232H174ZM191 233H194V232H192L191 231ZM4 234H6V232L4 233ZM39 234H41V233H39ZM38 234V235H39ZM68 234V233H67ZM71 234V233H70ZM73 234V233H72ZM83 234V233H82ZM81 234V235H82ZM92 234V233H91ZM90 234V235H91ZM93 234H95V232L93 233ZM92 234V235H93ZM99 234V233H98ZM100 234H101V232H100ZM99 234V235H100ZM123 234V233H122ZM128 234V233H127ZM134 234V233H133ZM151 234V233H150ZM164 234H166V233H164ZM0 235H1V232H0ZM23 235V234H22ZM25 235H26V233H25ZM24 235V236H25ZM28 235H26V237L28 236ZM37 235V237H35V238H39V236ZM41 235H43V234H41ZM40 235V236H41ZM46 235V234H45ZM48 235H49V233H48ZM50 235H51V233H50ZM53 235H54V233H53ZM54 235V236H55ZM62 235V234H61ZM60 235V236H61ZM84 235V234H83ZM107 235V234H106ZM137 235V234H136ZM140 235H144V234H140ZM149 235V234H148ZM152 235H154V234H152ZM168 235V234H167ZM180 235V234H179ZM11 236H9V237H11ZM19 236H21V235H19ZM33 236H35V235H33ZM44 236V235H43ZM66 236V235H65ZM74 236V235H73ZM72 236V237H73ZM78 237H81V236H79V235H77ZM86 236V235H85ZM105 236V235H104ZM135 236V235H134ZM145 236V235H144ZM147 236V235H146ZM173 236V235H172ZM1 237V236H0ZM2 237H3V235H2ZM47 237V236H46ZM50 237V236H49ZM52 237L53 236H51L50 238L52 239ZM67 237V236H66ZM95 237H96V235H95ZM94 237V238H95ZM106 237H108V236H106ZM128 238H129V235L127 236ZM137 237V236H136ZM139 237V236H138ZM151 237V236H150ZM160 237L162 238L163 236H161L160 235ZM169 237V236H168ZM171 237V236H170ZM176 237H178V236H176ZM176 237H175V239H176ZM7 238V237H6ZM31 238V237H30ZM34 238V237H33ZM44 238H45V236H44ZM48 238V237H47ZM58 238H59V236H58ZM60 238H62V237H60ZM65 238V237H64ZM69 238V237H68ZM84 238V237H83ZM88 238H89V236H88ZM90 238H91V236H90ZM93 238V239H94ZM99 238H101V237H98L97 238V241H98V239ZM133 238V237H132ZM132 238H130V239H132ZM140 238H142V237H140ZM154 238H156V236L154 235ZM159 237H158V235H157V239H158ZM161 238L159 239L160 240V242H161ZM165 238H166V236H165ZM252 238V237H251ZM2 239V238H1ZM0 239V240H1ZM11 239V238H10ZM10 239H8V240H10ZM13 239H15V238H13ZM19 239V238H18ZM17 239V240H18ZM42 239V238H41ZM41 239H39V241H38V243L40 242L42 245H44L45 247L47 246V244L46 243H49L48 241L49 240H47V242L46 241H44V240H41ZM67 239V238H66ZM102 239H104V238H102ZM108 239H109V237H108ZM149 239V238H148ZM179 239V238H178ZM178 239H177V241H178ZM21 240V239H20ZM24 240V239H23ZM22 240V241H23ZM26 240H28V239H26ZM36 240V239H35ZM35 240H32L31 239V242L32 241H34V242H36ZM58 240V239H57ZM56 240V241H57ZM63 240V239H62ZM73 240V239H72ZM71 240V241H72ZM79 240H81L80 238H79ZM88 240H91V239H88ZM95 240V239H94ZM111 240H113V238L111 239ZM143 240V239H142ZM181 240H182V238H181ZM185 240V239H184ZM184 240H182V243L185 245L186 243H184L183 241ZM3 241H5V240H3ZM3 241H1V243L3 242ZM13 242L15 241V240H12ZM11 241V242H12ZM55 241V240H54ZM59 241H61V240H59ZM67 241H69V239H67ZM76 241V240H75ZM75 241H73V242H75ZM136 241V240H135ZM139 241H140V239H139ZM143 241H146V240H143ZM149 241H151V238H150V240ZM148 241V242H149ZM153 241V240H152ZM154 241H155V239H154ZM163 242H165L166 241V239H165V241H164V239L162 240ZM170 241V240H169ZM171 241H173V240H171ZM180 241V240H179ZM178 241V242H179ZM252 241V240H251ZM7 242V241H6ZM19 242V241H18ZM26 242V241H25ZM30 242V241H29ZM46 242V243H45ZM62 242V241H61ZM60 242V243H61ZM85 242V241H84ZM92 242V241H91ZM95 242V241H94ZM94 242H92V243H94ZM101 242H105V241H101ZM132 242V241H131ZM162 242V243H163ZM174 242V241H173ZM176 242V241H175ZM178 242H176V243H178ZM223 242V241H222ZM39 243V245H41ZM50 243H51V241H50ZM55 243V242H54ZM59 243V244H60ZM68 243V242H67ZM66 243V244H67ZM77 243V242H76ZM79 243H81V242H79ZM86 243H88V242H86ZM91 243V244H92ZM112 242H110V244H111ZM141 243V242H140ZM140 243H138V245L140 244ZM144 243V242H143ZM147 243V242H146ZM190 243V242H189ZM224 243H226L225 241H224ZM5 244V243H4ZM14 244V243H13ZM12 244V245H13ZM19 244V243H18ZM35 244V243H34ZM36 244H37V242H36ZM35 244V245H36ZM65 244V243H64ZM74 245H75V243H73ZM84 244V243H83ZM101 244V243H100ZM105 244H109V241H108V243L106 242ZM135 244H137V243H135ZM157 244H158V242H157ZM164 244H166V243H164ZM172 245H173V243H171ZM170 244V245H171ZM181 245V246H184V245ZM228 244H230V243H228ZM8 245V244H7ZM23 245V244H22ZM31 245V244H30ZM29 244H28V246H30ZM32 245H33V243H32ZM34 245V246H35ZM52 245V244H51ZM54 245V244H53ZM57 245V244H56ZM72 245V244H71ZM74 245H73V247H74ZM87 245V244H86ZM94 245H96V244H94ZM170 245H169V247H170ZM171 245V246H172ZM178 245V244H177ZM224 245V244H223ZM222 245V246H223ZM227 245V244H226ZM226 245H224V246H226ZM4 246H6V244L4 245ZM4 246H3V248H4ZM16 246V245H15ZM20 245H18V247H19ZM27 246V247H28ZM38 246V245H37ZM36 246V247H37ZM61 246H63V245H61ZM60 246V247H61ZM76 246H78L77 244H76ZM80 246V245H79ZM81 246H84V245H81ZM89 245H87V247H88ZM98 245H96V247H97ZM105 246V245H104ZM140 246H142V245H140ZM145 246V245H144ZM147 246V245H146ZM152 246H154V245H152ZM152 246L150 247V245H149V247H150V249L152 248ZM158 246V245H157ZM160 246V245H159ZM176 246V245H175ZM230 246H231V244H230ZM233 246V245H232ZM231 246V247H232ZM24 247H26L25 245H24ZM26 247V248H27ZM31 247V246H30ZM45 247H43L44 248V250H42V251H40L39 249L37 250V251H39V252H44L45 251ZM59 247V248H60ZM66 248H68V247H70V246H68L67 247V245L65 246ZM72 247V246H71ZM85 247V246H84ZM82 248V249H85V248ZM91 247H93V246H90V248ZM95 247V246H94ZM102 247H103V243H102ZM109 247V246H108ZM111 247H113V245L111 246ZM110 247V248H111ZM149 247H148V249H149ZM178 247V246H177ZM185 247V246H184ZM221 247V246H220ZM12 248V247H11ZM22 248V247H21ZM38 248H40V246L38 247ZM53 248V247H52ZM64 248V246L62 247V249ZM81 248V247H80ZM142 248H143V246H142ZM144 248H146V247H144ZM157 248V247H156ZM155 248V249H156ZM168 248V247H167ZM166 248V249H167ZM171 248V247H170ZM1 249V248H0ZM4 249H6V247L4 248ZM7 249H9L10 250V248H7ZM12 249H14V248H12ZM20 249V248H19ZM37 249V248H36ZM54 250L55 249H57L56 247L55 248H53ZM70 249V248H69ZM102 249V248H101ZM148 249H146V250H148ZM153 249V248H152ZM151 249V250H152ZM163 249V248H162ZM165 249V250H166ZM172 250H173V247L171 248ZM171 249H170V251H171ZM174 249H175V247H174ZM226 249V248H225ZM228 249V248H227ZM231 249V248H230ZM29 250V249H28ZM32 250V249H31ZM35 250V249H34ZM48 251H49V249H47ZM46 250V251H47ZM52 250V249H51ZM59 250V249H58ZM74 250V249H73ZM80 250V249H79ZM89 250V249H88ZM103 251H105L104 249H102ZM107 250V249H106ZM112 250V249H111ZM143 250V249H142ZM145 250V251H146ZM150 250V251H151ZM158 250H160V249H158ZM177 250V249H176ZM201 250V249H200ZM218 250V249H217ZM216 250V251H217ZM223 250H224V248H223ZM232 250V249H231ZM235 250H237V249H235ZM12 251V250H11ZM55 251H57V250H55ZM93 251V250H92ZM113 251V250H112ZM144 251V252H145ZM169 251V252H170ZM174 251V250H173ZM183 251V250H182ZM203 251V253H205L204 252V249L202 250ZM4 252V251H3ZM16 253L18 252V253H20L19 251H15ZM25 252H27V251H22L21 253H20V255H18V254H16V253H14V255H13V253H12V255L14 256V261H13V259H12V264H28V263H30V261L29 260H27V261H21L24 257H25V255H27L28 256V254L26 253L25 254ZM35 252V251H34ZM51 252H54L53 250L51 251ZM58 252H60V251H57V253ZM62 252H64V251H62ZM61 252V253H62ZM68 252V251H67ZM66 252V253H67ZM70 252H72V251H70ZM74 252V251H73ZM75 252H77V250L75 251ZM88 252V251H87ZM99 252H101V250L99 251ZM142 252V251H141ZM153 252H156L157 253V251L155 250H153L152 251V253ZM161 251H159L158 253H160ZM199 252V251H198ZM6 253H7V251H6ZM28 253H30V252H28ZM49 253V252H48ZM56 253V254H57ZM65 253V254H66ZM79 253V252H78ZM81 253V252H80ZM84 253V252H83ZM90 253V252H89ZM166 253V252H165ZM167 253H168V251H167ZM224 253H225V251H224ZM226 253H227V250H226ZM4 254V253H3ZM3 254H1L2 256H4ZM25 254V255H24ZM45 254H47V253H45ZM50 255H52L51 253H49ZM60 254V253H59ZM58 254V255H59ZM68 254V253H67ZM71 254V253H70ZM75 254V253H74ZM74 254H73V256H74ZM93 254V253H92ZM97 254V253H96ZM125 254V253H124ZM150 254V253H149ZM171 254V253H170ZM173 254H175V256L177 255L176 253H172V255ZM180 254V253H179ZM178 254V255H179ZM200 254H202V253H200ZM199 254V255H200ZM219 254H221V253H219ZM236 254H238V253H236ZM11 255V256H12ZM30 255V254H29ZM38 255V254H37ZM42 255H44V254H42ZM49 255V256H50ZM63 255V254H62ZM72 255V254H71ZM70 255V256H71ZM75 255H77V253L75 254ZM88 254L86 253V256H87ZM90 255V254H89ZM112 255V254H111ZM121 255V254H120ZM119 255V256H120ZM134 255V254H133ZM146 255V254H145ZM153 254H151V256H152ZM155 255V254H154ZM163 255H165V254H163ZM169 255V254H168ZM215 255V254H214ZM225 255V254H224ZM227 255V254H226ZM12 256V257H13ZM33 256V255H32ZM34 256H36V255H34ZM47 256H48V254H47ZM46 256V257H47ZM57 256V255H56ZM60 256V255H59ZM83 256V255H82ZM99 256V255H98ZM109 256V255H108ZM128 256H129V254H128ZM150 256V255H149ZM174 256V255H173ZM174 256V257H175ZM180 256H181V254H180ZM222 256V255H221ZM239 256V255H238ZM4 257H7V254L4 256ZM31 257V256H30ZM39 257V256H38ZM42 257V256H41ZM40 257V258H41ZM53 257V256H52ZM63 257V256H62ZM62 257L61 258H58L57 257V259L55 258V260H54V262H59L60 263V261H59V259H62ZM66 257V256H65ZM78 257H80L79 255H78ZM97 257V256H96ZM100 257V256H99ZM137 256L135 255V258H136ZM160 257H162V256H160ZM171 257V256H170ZM179 257V256H178ZM198 257H200V256H198ZM215 257V256H214ZM8 258V257H7ZM33 258V257H32ZM40 258H38L37 259V256H36V259L37 260H39ZM64 258V257H63ZM72 258H74V257H72ZM89 258V257H88ZM94 258V257H93ZM125 258V257H124ZM176 258V257H175ZM218 258H220V257H218ZM25 259H27V258H25ZM28 259H29V257H28ZM35 259V258H34ZM43 259H45V258H43ZM42 259V260H43ZM50 261H51V256H50V258H48ZM70 259V258H69ZM75 259V258H74ZM79 259H84V258H79ZM91 260H92V258H90ZM90 259H87V261L88 260H90ZM104 259V258H103ZM102 259V260H103ZM120 259V258H119ZM127 259H129V258H127ZM126 259V260H127ZM139 259H140V257H139ZM163 259H165V257L163 258ZM162 259V260H163ZM166 259L168 260V258L166 257ZM174 259V258H173ZM215 259V258H214ZM221 259H222V257H221ZM9 260V259H8ZM41 260V259H40ZM65 260V259H64ZM63 259H62V261H64ZM68 260V259H67ZM67 260H65L64 262H66ZM101 260V261H102ZM121 260V259H120ZM122 260H123V258H122ZM152 260V259H151ZM225 260H226V258H225ZM236 261H238L237 259H235ZM2 261V260H1ZM33 261V260H32ZM73 261V260H72ZM71 260L69 261V263L70 262H72ZM75 261V260H74ZM81 261V260H80ZM92 261H95V259L94 260H92ZM96 261H98V260H96ZM100 261V260H99ZM98 261V262H99ZM127 261H129V260H127ZM126 261V262H127ZM139 261V260H138ZM166 261V260H165ZM222 261V260H221ZM5 262L6 263H8L7 262V260L5 259ZM4 262V264H6ZM11 262V261H10ZM9 262V264H11ZM37 262V261H36ZM90 262V261H89ZM118 262H119V260H118ZM130 262H131V256H130ZM130 262H129V264H130ZM239 262V261H238ZM240 262H242V261H240ZM240 262H239V264H240ZM1 263V262H0ZM35 263V262H34ZM45 263V262H44ZM47 263H48V261H47ZM47 263H45V264H47ZM50 263V262H49ZM53 262H51V264H52ZM76 263V262H75ZM87 263V262H86ZM85 262L83 263V264H86ZM95 263H97V262H95ZM102 263V262H101ZM104 263V262H103ZM113 263V262H112ZM116 263V262H115ZM115 263H113V264H115ZM123 263V262H122ZM132 263V262H131ZM134 263V262H133ZM245 263V262H244ZM1 264H3V263H1ZM31 264H32V262H31ZM36 264V263H35ZM38 264V263H37ZM63 264H66V263H63ZM72 264H74V263H72ZM91 264V263H90ZM93 264H94V262H93ZM126 264V263H125ZM135 264V263H134ZM236 264H238V263H236ZM242 264V263H241Z\"/></svg>",
  "mask_w": 264,
  "mask_h": 264
}]
</instances>
